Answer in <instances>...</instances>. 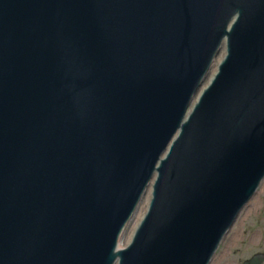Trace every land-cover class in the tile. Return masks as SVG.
<instances>
[{
	"label": "water",
	"instance_id": "95a60500",
	"mask_svg": "<svg viewBox=\"0 0 264 264\" xmlns=\"http://www.w3.org/2000/svg\"><path fill=\"white\" fill-rule=\"evenodd\" d=\"M263 177L264 0H0V264H209Z\"/></svg>",
	"mask_w": 264,
	"mask_h": 264
},
{
	"label": "rangeland",
	"instance_id": "374dc122",
	"mask_svg": "<svg viewBox=\"0 0 264 264\" xmlns=\"http://www.w3.org/2000/svg\"><path fill=\"white\" fill-rule=\"evenodd\" d=\"M257 208L255 207L251 210L252 212ZM244 219L239 222V225L233 228L236 234H239V240L236 239V234L228 235L220 245L217 254L215 256L213 264H241L245 258L256 253L261 245L264 244V239H256V237H250L247 234V227L249 226V214H243ZM241 223V225H240ZM240 231H244L242 234Z\"/></svg>",
	"mask_w": 264,
	"mask_h": 264
},
{
	"label": "bare ground",
	"instance_id": "6f19581e",
	"mask_svg": "<svg viewBox=\"0 0 264 264\" xmlns=\"http://www.w3.org/2000/svg\"><path fill=\"white\" fill-rule=\"evenodd\" d=\"M220 60H221V59H220ZM149 199H150V194H149V196H148V198H147V201H146V203H145V205H144V207H143V210H142V212H141V214H140V216H139V219H138V221H137L135 227L137 226V224L139 223L140 219L142 218V216H143V214H144V212H145V210H146V208H147V206H148ZM251 212H252V211H250V213H251ZM248 213H249V212H248ZM251 221H254V223L249 224V227H254L255 224H257V226H258L259 223L262 222V214H260L258 210L253 211V212L251 213ZM135 227H134V229H135ZM133 231H134V230H133ZM132 233H133V232H132ZM132 233H126V242H128V241L130 240V238H131V236H132ZM238 237H239V234H236V239H237ZM238 240H239V239H238ZM262 249L264 250V248H262ZM213 262H214V260L212 261L211 264H213Z\"/></svg>",
	"mask_w": 264,
	"mask_h": 264
},
{
	"label": "flooded vegetation",
	"instance_id": "af4514ba",
	"mask_svg": "<svg viewBox=\"0 0 264 264\" xmlns=\"http://www.w3.org/2000/svg\"><path fill=\"white\" fill-rule=\"evenodd\" d=\"M261 199L259 200V213L262 214V222L259 223V225L257 226V224H255V233H257V237L259 239H264V185L263 188L261 189ZM264 248V244L263 246L261 245V249ZM260 253L264 254V250L262 249ZM264 264V263H263Z\"/></svg>",
	"mask_w": 264,
	"mask_h": 264
}]
</instances>
